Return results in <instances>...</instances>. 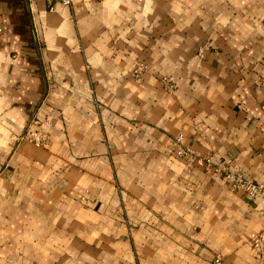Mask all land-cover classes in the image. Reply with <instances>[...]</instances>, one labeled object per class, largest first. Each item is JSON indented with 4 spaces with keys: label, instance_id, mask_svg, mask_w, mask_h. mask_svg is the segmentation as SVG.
<instances>
[{
    "label": "crops",
    "instance_id": "obj_1",
    "mask_svg": "<svg viewBox=\"0 0 264 264\" xmlns=\"http://www.w3.org/2000/svg\"><path fill=\"white\" fill-rule=\"evenodd\" d=\"M177 142L264 185V0H0V264H264Z\"/></svg>",
    "mask_w": 264,
    "mask_h": 264
},
{
    "label": "built area",
    "instance_id": "obj_2",
    "mask_svg": "<svg viewBox=\"0 0 264 264\" xmlns=\"http://www.w3.org/2000/svg\"><path fill=\"white\" fill-rule=\"evenodd\" d=\"M63 4H68L70 0H59ZM145 67V63L138 61L132 71L134 74H139ZM162 80L164 83L167 82V77L163 76ZM46 137V132L40 127L32 128L27 133V139L36 146H42ZM180 134L175 137L176 141H179ZM175 153L177 155L183 156L188 162L195 163L197 165H203L210 167L215 171L222 174L223 178L228 181L232 188L244 192L247 196L253 197L260 195L264 197V185L261 182L254 181L249 177H245L239 172L238 167L228 158H216L213 153L199 154L197 151L190 149L188 146H182L178 142L175 146ZM251 245L255 251L256 255L260 254V249L264 243V233L258 231L250 237ZM206 264H230L224 261L218 253H213V255L208 259Z\"/></svg>",
    "mask_w": 264,
    "mask_h": 264
}]
</instances>
